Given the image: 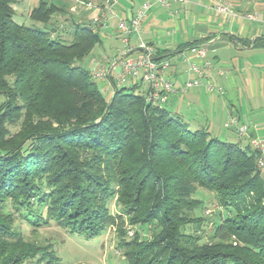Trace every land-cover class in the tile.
I'll return each instance as SVG.
<instances>
[{
	"label": "trees",
	"instance_id": "16d2710c",
	"mask_svg": "<svg viewBox=\"0 0 264 264\" xmlns=\"http://www.w3.org/2000/svg\"><path fill=\"white\" fill-rule=\"evenodd\" d=\"M14 2L0 0V264H60L17 230L21 211L88 239L115 226L127 264H264V178L249 143L190 129L137 85L112 83L107 97L82 65L101 45L82 19L92 10L76 18L69 0H38L27 27ZM199 190L218 208L210 225ZM124 223L148 238L125 240Z\"/></svg>",
	"mask_w": 264,
	"mask_h": 264
},
{
	"label": "crops",
	"instance_id": "0c3cea01",
	"mask_svg": "<svg viewBox=\"0 0 264 264\" xmlns=\"http://www.w3.org/2000/svg\"><path fill=\"white\" fill-rule=\"evenodd\" d=\"M143 1L116 0L114 16L107 21L110 50L100 63L113 66L115 74L121 57L135 60L142 54L139 43L143 40L152 45L155 54L169 60L164 78L171 82L173 93L167 95L162 105L171 114L190 129H206L222 141L243 146L249 138L264 140V0H171L167 9L153 6L140 33L129 35L124 43V35L112 19L128 20ZM223 5L227 6V13L217 10ZM91 13V19H82L92 22L98 11ZM112 21L117 29L114 36L121 43L118 46L108 34ZM193 48H204L205 56L198 57L191 51ZM205 61L212 65L202 81L211 82L223 93H208L202 88L182 91L184 83L194 78L190 63L202 65ZM103 83L111 93L112 84ZM131 85H137L136 91L145 94V83ZM230 118L246 126V136L240 137L224 127ZM262 175L264 178V169Z\"/></svg>",
	"mask_w": 264,
	"mask_h": 264
},
{
	"label": "built area",
	"instance_id": "2783aa9c",
	"mask_svg": "<svg viewBox=\"0 0 264 264\" xmlns=\"http://www.w3.org/2000/svg\"><path fill=\"white\" fill-rule=\"evenodd\" d=\"M72 3L71 11L75 14L96 9L97 15L92 19V24H99L100 27L106 25L110 16H114V8L116 0H103L102 3L96 5L92 1L85 0H69ZM200 1V0H195ZM171 0H145L136 9L135 13L128 20H119L117 29L124 35L122 41L127 43V38L132 34H139L141 24L147 17L148 12L153 6L160 8H169ZM219 12L227 13V6H219ZM139 48L142 54L135 60L127 57H121L118 60L119 71L113 74V66L92 58V63L95 67L91 70L93 79L101 82H108L118 87L131 85L133 82H143L146 84L145 102L152 105H162L168 94L173 93V87L169 80L164 78V73L169 68V60L167 58H158L151 44L141 40ZM198 57L205 56L204 48L191 49ZM124 55V54H123ZM211 62L205 61L202 65L190 63L189 70L194 74V78L184 83L182 91L193 88H202L208 93L222 94L221 88H216L209 81H202V77L207 69L211 67ZM224 127L232 129L238 136H246L247 128L244 125H239L235 118H230ZM250 147L258 154L257 166L260 169L264 168V140L258 138H249ZM131 234L132 232L129 231Z\"/></svg>",
	"mask_w": 264,
	"mask_h": 264
},
{
	"label": "rangeland",
	"instance_id": "374dc122",
	"mask_svg": "<svg viewBox=\"0 0 264 264\" xmlns=\"http://www.w3.org/2000/svg\"><path fill=\"white\" fill-rule=\"evenodd\" d=\"M49 1L61 3V0ZM89 1L100 4L103 0ZM37 2L38 0H15L12 5L14 12L12 19L18 24L27 27H36L37 24L31 21L29 14L33 7L36 6ZM91 12L92 11L85 13L89 19H91L93 15ZM74 16L80 15L75 14ZM112 20L115 21L117 26L119 19L116 17ZM115 23H113V21L111 22L112 28L109 27L108 34L112 36L115 46H118L121 43L120 40L116 39L114 36L117 34V29L114 28ZM90 26L95 30H99L101 45L96 47L83 61L82 65L87 70H92L95 66L91 61L92 58L99 61L107 55V52L110 50L109 46H107V23L103 27H100L99 24L93 25L91 22ZM97 85L99 88H102L104 84L102 85L100 82H97ZM106 95L108 97L111 93L107 92ZM197 197L202 200L203 208L197 211L196 215L206 218L210 225L218 210L217 206L213 207L211 205L214 199L210 194L202 190H199ZM116 210L117 209L111 205V211L116 213ZM35 216L36 214L32 211H21L18 213V217L16 214L14 224L25 240L36 242L45 247L50 245V248L54 250L56 256L59 258L60 264H127L126 261L123 260L122 249L118 247L119 236L117 227H109L98 237L88 239L84 235L68 234L55 223L43 224ZM136 230L142 235L141 239L148 238V233H146V231H141L140 228L132 227L130 224L124 223L122 231L126 232V236H124L125 240H130ZM129 231L132 233L130 234ZM29 264H35V262L30 261Z\"/></svg>",
	"mask_w": 264,
	"mask_h": 264
}]
</instances>
